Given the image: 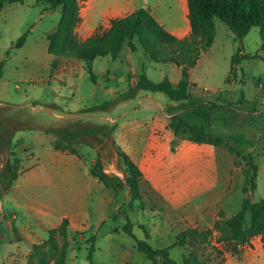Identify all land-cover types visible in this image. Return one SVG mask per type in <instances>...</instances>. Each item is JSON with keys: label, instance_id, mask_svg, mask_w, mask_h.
<instances>
[{"label": "rangeland", "instance_id": "rangeland-1", "mask_svg": "<svg viewBox=\"0 0 264 264\" xmlns=\"http://www.w3.org/2000/svg\"><path fill=\"white\" fill-rule=\"evenodd\" d=\"M121 1L125 0H96V5L99 11L108 10ZM185 2L129 0L118 14L131 7L150 6L154 8L155 17L168 30L174 31L185 28V16L189 17ZM93 3L92 0H79L81 20L75 28L79 39L107 29L100 25L90 34L92 26L97 23L92 25L88 19ZM107 15L113 17L111 12ZM60 17V7L51 8L43 1L4 4L0 12V65L3 63V75L0 78V132L14 134L12 142L21 159L25 158L26 152H33V160L37 161L36 149L39 144L43 141L47 145L54 137L71 142L79 151L80 164L84 169L99 162L109 173L124 176L113 138L116 128V119L113 120V117L116 118L117 111L122 107L119 103L122 96L132 92L134 77L139 78L144 70L150 79L158 82L166 75L178 79L180 68L172 62L153 61L145 55L136 39L138 51L131 52L125 46L115 59L111 56L96 57L91 63L92 70L97 74L94 81L86 60L63 52L49 51L48 35L56 30ZM212 24L216 30L214 42L201 53L198 65L191 70L192 79L197 83L190 90L203 93L207 99L215 98L219 92V104L212 107L200 101L198 107L190 111L204 114L200 116L203 119L199 124L205 125L207 132L223 136L225 141L240 151L238 155L229 152L231 183L227 193L218 199L217 206L214 209L207 207L193 210L194 213H183L165 201L167 198L176 205L185 200L202 203V191L216 180L211 158L203 150H193L186 154V158L175 159L177 162L172 160L176 154H167L166 149L162 150L163 154L159 155L165 156V160L158 161L161 159L158 156L147 171L154 177L157 191L142 182V200H133L129 187L122 180L115 189L103 186L101 191L95 190L93 195L82 198L85 201L83 205L87 207L85 211L72 212L65 203L70 198L69 176L52 177L42 186H30L27 181H23L22 184L28 188V200L47 202L55 208L61 206L68 213L56 215L41 228L34 226L26 230L29 216L13 201L4 200L5 208L17 210L20 214L9 220V216L0 208V232H4L6 237L10 235L12 227L9 223L5 224L4 219L16 225L13 229L17 237L22 238L23 252L17 257L3 255L0 257L2 262L54 264L61 260L62 264H90L89 247L94 242L92 264H167L162 257L152 261L136 248L134 236L123 229L127 212L133 222L135 235L146 238L142 227L145 225L150 232L148 241L155 248L174 244L179 235L190 228L199 231L212 229L208 239H189L183 245L171 247L170 255L177 264H183V257L191 252L210 264H264V240L261 234L251 236L250 241L240 245L238 251L226 238L227 220L241 209L243 198L249 196L252 201L264 198V60L243 57L237 63L235 72L230 74L232 57L239 47H242L239 54L259 51L260 29L258 26L251 27L240 41L220 18H212ZM25 32V42L17 47L16 41ZM228 76L230 80L226 81ZM138 90L140 92L136 94ZM149 92L157 93L165 106L175 102L161 90L139 88L127 97L128 106H135L138 97ZM152 101L153 106L159 109L160 103ZM184 117L187 119V115ZM185 119L179 121L181 137H188L191 125L198 124ZM44 124L58 126L60 130H51L46 135L40 131ZM248 154L258 165L256 187L251 182L252 168L248 164ZM8 155V147L1 146L0 160L3 165ZM225 164V159H222L223 173ZM77 178L78 183L84 184L83 174L78 173ZM71 181H75L73 177ZM177 183L179 188L175 186ZM9 191L7 195H12ZM99 196L102 204L98 207ZM64 218L68 219V226L66 233L61 234L59 227ZM217 220L220 221V228L215 227ZM250 222L251 213L247 212L245 226L249 227ZM52 230L56 246L49 242ZM92 236H95L94 241Z\"/></svg>", "mask_w": 264, "mask_h": 264}, {"label": "trees", "instance_id": "trees-1", "mask_svg": "<svg viewBox=\"0 0 264 264\" xmlns=\"http://www.w3.org/2000/svg\"><path fill=\"white\" fill-rule=\"evenodd\" d=\"M27 0H0V12L5 3H24ZM49 4L51 8H61V17L56 30L48 35L49 51L51 53L63 52L68 56H76L84 59L88 63V70L94 81L97 74L92 70L91 63L96 57L110 55L114 58L121 50L128 46L131 50L137 49L135 40L144 49V53L155 62H174L182 67V76L177 83H173L168 76L161 81L155 82L150 79L145 70L139 74L137 87L133 88L135 93L139 88L146 90H161L173 100H182L190 96V68L198 63L200 55L208 50L214 42L216 30L212 24V18L218 17L228 24L237 40L242 41L251 27L258 26L261 35V45L257 53H242V47L238 48L232 57L230 74L236 70L237 63L241 58L259 57L264 60V0H187L188 16L191 23L192 32L190 36L179 37L169 31L152 13L147 6H139L131 13L111 19L110 27L102 32H95L85 39H79L75 34V28L80 22L79 0H36ZM27 32L23 33L15 45H23L26 40ZM145 69V68H144ZM3 71V63L0 65V77ZM230 80V76L226 81ZM128 94V95H129ZM176 116L172 117L171 126L175 133L180 131V124L176 122ZM60 130V129H56ZM189 138L197 142H208L216 145H224L233 154H240L236 146L224 137L206 131L205 125L193 124L190 127ZM8 147V157L5 164L0 169V200L9 191L16 179L19 177L22 168V159L13 145L12 135L5 136ZM56 148H63L72 153L79 154V151L72 146L70 141L58 139L55 141ZM118 161L123 165L124 177L118 174H110L105 171L101 163L97 162L92 166L94 175L108 188L115 189L117 184L125 180L129 187L133 200H142L141 179L143 172L139 165L131 156L120 146L117 145ZM244 157L246 155H243ZM248 164L252 168L251 182L254 187L257 185L258 165L254 162L252 155L248 154ZM246 191V189H244ZM247 212L251 213L250 226H245ZM126 224L124 231L134 236L136 248L143 251L152 261L157 257H162L167 264H177L176 260L170 255L169 249L176 245H183L187 240L208 239L212 229L199 231L197 228H190L179 235V239L172 245L155 248L149 241L150 232L145 225L142 227L146 238H138L133 231V222L129 214L125 212ZM68 219L64 218L59 229L61 234L66 233ZM215 227L220 228V221L217 220ZM228 241L233 245L235 251L239 250L240 245L248 243L251 236L261 234L264 240V198L252 201L249 196L243 198L241 209L227 220ZM50 231L49 242L56 246L54 237ZM2 233L0 232V255ZM95 240V236H92ZM94 242L89 247L88 259L90 264L93 262ZM0 264H8L0 260ZM54 264H62L57 260ZM183 264H210L196 253H189L183 257Z\"/></svg>", "mask_w": 264, "mask_h": 264}, {"label": "crops", "instance_id": "crops-1", "mask_svg": "<svg viewBox=\"0 0 264 264\" xmlns=\"http://www.w3.org/2000/svg\"><path fill=\"white\" fill-rule=\"evenodd\" d=\"M185 5L187 3V11L188 10V1L185 0ZM93 5L91 6V10L88 19L89 23L93 25L94 22H97L94 27L92 26V30L90 34L95 32V29L100 25H103L105 28H109L111 24V19L125 16L132 11H134L137 7H131L124 13L121 12L124 3H128V1L117 2L113 8L108 10H101L97 8L96 0H92ZM133 3V2H132ZM132 3H129L132 5ZM146 6V5H143ZM153 10L150 6H147ZM185 7V6H184ZM113 14V17H108L107 14ZM156 16V15H154ZM185 25L184 29L172 30L174 34L179 37L190 36L192 32L191 23L189 17L185 16ZM170 31V30H169ZM126 48V47H124ZM123 48V49H124ZM122 49V50H123ZM121 50V51H122ZM131 50V49H130ZM138 51V46L136 50H131V52ZM120 54V53H119ZM118 54V56H119ZM146 55V54H145ZM110 56V55H107ZM117 56V57H118ZM148 56V55H146ZM104 57V56H103ZM112 57V56H111ZM116 57V58H117ZM149 57V56H148ZM114 58V57H112ZM150 58V57H149ZM115 59V58H114ZM174 63V62H172ZM176 64V63H175ZM177 65V64H176ZM198 65V63L196 64ZM195 65V66H196ZM146 67V65H144ZM179 66V65H178ZM190 68V88L194 83H197L192 79L191 70L195 67ZM180 68V76L178 79L172 78V76H168L173 83H177L182 76V67ZM3 75V74H2ZM1 75V77H2ZM167 76V75H166ZM0 77V78H1ZM138 78L133 79V87H137ZM220 91V90H219ZM140 92L139 90L136 94ZM190 96L186 99L175 100V102H169L168 106H165L159 99L160 96L156 95L157 93H145L142 96H139L135 106H128L129 102L126 101L127 97H130L133 94L122 96V101L119 102L120 106H122L118 111L116 118L113 117V120L116 119V128L113 133L114 141L118 146L124 149L131 158L139 165L143 172V176L141 179V183H147L154 191H157V185L152 174L150 175L148 170H150L153 164L157 161L160 156L159 154H163L164 149H166L167 154L170 152L172 154H176L172 160L178 161L186 158V154L192 152L193 150H203L207 151L214 167V174L216 176V180L213 184H210L207 188H205L201 195H203L202 203H191L190 200H185V202H178V205L171 202L169 199H165L166 202L176 206L178 209L183 211V213L191 212L194 213L193 210H204L207 207L210 209H214L217 205L218 199L222 198L223 195L227 193V189L231 183L230 177V160L231 154L227 148L222 145H216L208 142H197L188 137H181L179 133L176 134L174 128L171 126L172 117L176 116V122H179L181 119H185L184 115H187V119L200 123L201 118L204 114L199 115L197 111L191 112L190 110H194L198 107V102L203 101L205 105L215 106L217 107L219 104L220 94L216 93V97L213 99H207L205 95L199 91H191L189 89ZM148 100V101H147ZM157 100L160 103V106L157 109L153 106V101ZM173 100V99H172ZM189 111L190 113H187ZM202 116V117H200ZM203 119V118H202ZM203 121V120H202ZM53 127V128H52ZM47 126L43 125L40 129L41 133L49 135L51 130L59 129L58 126ZM181 129V128H180ZM212 133V131H211ZM9 134H5L0 132V154H1V146H7L5 142V136ZM14 137V134L13 136ZM176 139L177 141H174ZM57 138L52 137L49 140L47 145L43 144V141L39 144L36 149L38 160H33V152H26L25 158L22 157V168L19 177L16 179L12 186V192L10 195H7V192L4 194L2 199L0 200V208L7 216H9V220L13 219V217H17L20 213L15 211H10L9 208H5L4 200L13 201L15 205L18 206L19 209L23 210L24 213L29 216V223L27 224L26 230L32 227L41 228L47 224L51 220V218L55 217L61 213H68V210L61 209V206L54 207L51 206L47 202H34L27 199V185H23V181H27L31 186H42L45 185L46 181L52 177L69 176L70 179V198L68 201H65L70 207L69 210L73 211H82L86 210L83 204L82 198H85L86 195L94 193L95 190H102L105 186L103 183L94 175L92 171V166L90 168L84 169L81 162L80 154L72 153L66 150H62L60 148L55 147V141ZM230 152V153H229ZM158 157V158H157ZM161 159L158 161H164L165 156H160ZM118 159V156H117ZM167 159V157H166ZM178 159V160H175ZM222 159H225V168L224 173L222 172ZM7 160V158H6ZM5 160V161H6ZM3 166V163L0 160V169ZM105 169V168H104ZM81 171V172H80ZM108 172L109 170H106ZM66 173V176H65ZM81 173L85 176L84 184L78 183L77 175ZM109 173V172H108ZM223 173V174H222ZM111 174V173H110ZM118 174V173H117ZM119 175V174H118ZM71 177L75 180L71 181ZM124 177V176H121ZM35 178L37 180H35ZM124 180V179H123ZM125 181V180H124ZM178 187V183L175 185ZM10 189V190H11ZM179 191V189H177ZM25 194L26 196H22ZM59 204L61 201L59 200ZM98 207L101 203V196H99V202L97 203ZM0 218V228L1 221ZM5 224L9 223L12 227L10 230L9 237H6L4 232H1L2 243H1V256L9 255V257H17L23 251V241L22 238H18L14 231V224L12 222H8L4 219ZM27 251V250H26Z\"/></svg>", "mask_w": 264, "mask_h": 264}, {"label": "bare ground", "instance_id": "bare-ground-1", "mask_svg": "<svg viewBox=\"0 0 264 264\" xmlns=\"http://www.w3.org/2000/svg\"><path fill=\"white\" fill-rule=\"evenodd\" d=\"M184 4V3H183ZM186 7H187V4H186ZM187 9V8H186Z\"/></svg>", "mask_w": 264, "mask_h": 264}]
</instances>
